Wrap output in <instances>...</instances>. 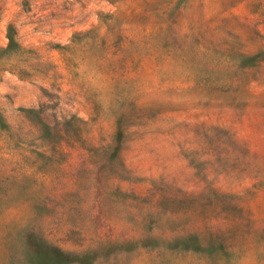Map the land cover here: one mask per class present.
Segmentation results:
<instances>
[{
  "label": "rangeland",
  "instance_id": "rangeland-1",
  "mask_svg": "<svg viewBox=\"0 0 264 264\" xmlns=\"http://www.w3.org/2000/svg\"><path fill=\"white\" fill-rule=\"evenodd\" d=\"M0 264H264V0H0Z\"/></svg>",
  "mask_w": 264,
  "mask_h": 264
},
{
  "label": "trees",
  "instance_id": "trees-1",
  "mask_svg": "<svg viewBox=\"0 0 264 264\" xmlns=\"http://www.w3.org/2000/svg\"><path fill=\"white\" fill-rule=\"evenodd\" d=\"M7 38H8V42H7L6 47L14 46L15 41H14L13 37L8 32H7Z\"/></svg>",
  "mask_w": 264,
  "mask_h": 264
}]
</instances>
